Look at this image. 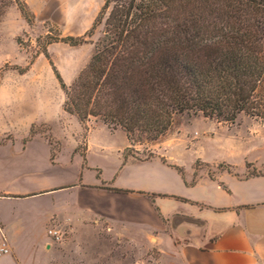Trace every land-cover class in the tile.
<instances>
[{"label": "crops", "instance_id": "crops-1", "mask_svg": "<svg viewBox=\"0 0 264 264\" xmlns=\"http://www.w3.org/2000/svg\"><path fill=\"white\" fill-rule=\"evenodd\" d=\"M25 1L37 23L48 18L51 3ZM14 4L0 25L15 29L16 36L31 25ZM10 94L0 90V244L9 247L0 264L6 259L49 264L38 249L49 247L50 230H97L106 223L148 235L161 230L177 264H264V172L245 175L244 166L195 178L192 166L166 152L154 149L156 156L149 159L133 152L125 158L126 132L101 120L89 121L85 156L76 151L83 130L79 120L75 137L63 138L55 148L43 134L29 137L35 123L52 115L34 118L35 111ZM100 128L124 132L126 139L120 144L101 139ZM109 152L114 155L108 157Z\"/></svg>", "mask_w": 264, "mask_h": 264}, {"label": "trees", "instance_id": "trees-1", "mask_svg": "<svg viewBox=\"0 0 264 264\" xmlns=\"http://www.w3.org/2000/svg\"><path fill=\"white\" fill-rule=\"evenodd\" d=\"M8 1L0 0L1 17ZM13 1L33 25L27 2ZM101 24L95 53L71 84L53 68L64 110L83 128L91 118L122 128L125 158L137 144L162 140L185 114L231 123L241 114L264 118V0H105L92 30ZM61 41L79 45L86 37ZM42 52L49 56L47 47Z\"/></svg>", "mask_w": 264, "mask_h": 264}, {"label": "rangeland", "instance_id": "rangeland-1", "mask_svg": "<svg viewBox=\"0 0 264 264\" xmlns=\"http://www.w3.org/2000/svg\"><path fill=\"white\" fill-rule=\"evenodd\" d=\"M44 1L52 6L47 12L48 18L41 23L35 19L33 25L21 34L15 36V29L9 32L7 25H0V90L12 92L7 96L14 101L25 102L28 110L35 111L31 113L33 117L52 115L50 121L35 123L34 131L53 141L56 148L62 146L63 138L73 139L78 129V118L63 108L66 94L53 65L68 85L88 65L96 43L103 36V24L94 31L92 27L105 0ZM6 3L7 8L11 3L15 5L13 0ZM2 9L1 4L0 12ZM66 36H85L86 42L70 45L61 41ZM45 47L49 56L42 52ZM28 65L30 68L25 73H20L17 68ZM91 120L99 121L96 118ZM85 125L89 127V121ZM85 125L78 137L76 150L82 156H85L86 148ZM100 129L99 137L112 140L114 144L126 139L124 132L112 134ZM154 149L192 166L195 178L201 174L216 177L225 171L237 172L244 166L245 175L263 173L264 118L241 114L236 122L231 123L201 114H185L178 117L171 131L159 142L135 145L134 154L145 158L154 153ZM110 155L113 156V152H109L108 157ZM106 171L108 174V169ZM59 235H50L49 247L38 249L50 259L49 264H177L172 257L170 238L161 230L148 235L130 227L106 223L97 230L62 229ZM157 236H160L159 242ZM22 251L27 255L30 253L24 244ZM10 262L11 259H6V264Z\"/></svg>", "mask_w": 264, "mask_h": 264}, {"label": "built area", "instance_id": "built-area-1", "mask_svg": "<svg viewBox=\"0 0 264 264\" xmlns=\"http://www.w3.org/2000/svg\"><path fill=\"white\" fill-rule=\"evenodd\" d=\"M49 234L51 235V236H53V237H55V236H60L59 235V232L58 231H55V230H50L49 231ZM7 252H9V247L7 246V244L5 243V242H2L1 244H0V254H2V253H7Z\"/></svg>", "mask_w": 264, "mask_h": 264}]
</instances>
